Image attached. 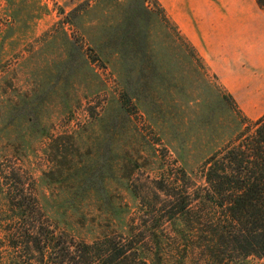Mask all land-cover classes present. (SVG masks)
Masks as SVG:
<instances>
[{
    "label": "rangeland",
    "instance_id": "rangeland-1",
    "mask_svg": "<svg viewBox=\"0 0 264 264\" xmlns=\"http://www.w3.org/2000/svg\"><path fill=\"white\" fill-rule=\"evenodd\" d=\"M205 8L234 21L207 32L226 39L225 67L193 28ZM263 40L254 0H0V264L65 259L15 247L21 192L58 249L111 240L132 264H263L232 251L203 200L205 161L260 118L235 90Z\"/></svg>",
    "mask_w": 264,
    "mask_h": 264
},
{
    "label": "trees",
    "instance_id": "trees-1",
    "mask_svg": "<svg viewBox=\"0 0 264 264\" xmlns=\"http://www.w3.org/2000/svg\"><path fill=\"white\" fill-rule=\"evenodd\" d=\"M254 1L264 9V0ZM204 167L208 189L203 200L221 213L227 245L241 256L256 257L264 264V115L253 123L252 132L213 154ZM9 203L16 211L12 230L14 238L20 240L14 244L16 248L25 250L34 244L42 256L49 255L47 260L52 255L65 257L55 264H80L76 262L79 258L83 259L81 264L134 263L129 242L106 240L94 250L85 244L68 251L58 249L59 236L44 228L39 220L31 219L34 210L28 207L22 192L14 194ZM47 264L54 263L47 261Z\"/></svg>",
    "mask_w": 264,
    "mask_h": 264
},
{
    "label": "crops",
    "instance_id": "crops-1",
    "mask_svg": "<svg viewBox=\"0 0 264 264\" xmlns=\"http://www.w3.org/2000/svg\"><path fill=\"white\" fill-rule=\"evenodd\" d=\"M255 2V1H254ZM203 4L207 5L206 2H204ZM206 9H203L201 11H199V13L194 14V25L193 28L196 31L198 29L199 33H200V39L202 41L203 44H206V46H214V52L216 53H224V56L221 58L223 65L225 67V61H227V50H226V39L222 40V38H219L217 36H214L213 38H211L210 35L207 34V32L212 33V32H216L217 30L223 29V28H231L234 21L232 19L231 14L227 16H223L220 14H211L206 12ZM240 15H243V12H241ZM243 20V19H242ZM242 20H239V26H241L242 24L248 23V20H244L242 22ZM241 23V24H240ZM264 42V40H263ZM194 45H196L194 43ZM197 46V45H196ZM222 70L224 72H222L223 77H227L228 74L230 73V71H228V69L226 68H222ZM237 74L235 75V81H237L239 78ZM237 84V83H236ZM240 84V87L237 88L235 90L236 93L242 94V95H249L248 97L246 96V98H248V100H252L254 102V107L250 108L248 110H250L251 112H248L249 116H263L264 115V60L262 62V64L258 65V67L256 68V75L254 77V79H252L250 81V87L248 86V88L245 87V83L244 81Z\"/></svg>",
    "mask_w": 264,
    "mask_h": 264
}]
</instances>
